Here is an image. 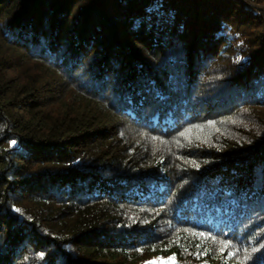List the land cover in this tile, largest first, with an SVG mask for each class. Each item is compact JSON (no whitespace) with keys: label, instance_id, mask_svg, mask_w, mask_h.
Instances as JSON below:
<instances>
[{"label":"trees","instance_id":"obj_1","mask_svg":"<svg viewBox=\"0 0 264 264\" xmlns=\"http://www.w3.org/2000/svg\"><path fill=\"white\" fill-rule=\"evenodd\" d=\"M173 256L264 264V0H0V264Z\"/></svg>","mask_w":264,"mask_h":264},{"label":"snow or ice","instance_id":"obj_2","mask_svg":"<svg viewBox=\"0 0 264 264\" xmlns=\"http://www.w3.org/2000/svg\"><path fill=\"white\" fill-rule=\"evenodd\" d=\"M190 131V130H188ZM181 135H184V133H181ZM12 143H15V141H13ZM17 211H19V209H17ZM187 231V230H185ZM189 235L195 239H202V240H213V242H217L216 241V238L213 237V236H210V235H206L204 232H199V233H189ZM179 237H177V241H179ZM177 241H173L174 243L177 242ZM219 243L221 244V247H220V252L221 253H224L228 248H230L232 245H231V242L229 241H226V240H221L219 241ZM197 248H200L201 247V244H197L196 245ZM185 251H187V248L184 249ZM207 249H204V251L202 253H198L197 255H206L207 254ZM229 255H235V253H229ZM146 264H155V262H146ZM164 264H175V256L173 257H169L168 258V261L164 262Z\"/></svg>","mask_w":264,"mask_h":264},{"label":"rangeland","instance_id":"obj_3","mask_svg":"<svg viewBox=\"0 0 264 264\" xmlns=\"http://www.w3.org/2000/svg\"><path fill=\"white\" fill-rule=\"evenodd\" d=\"M151 262H155V264H164V260L161 258H154L150 260Z\"/></svg>","mask_w":264,"mask_h":264},{"label":"built area","instance_id":"obj_4","mask_svg":"<svg viewBox=\"0 0 264 264\" xmlns=\"http://www.w3.org/2000/svg\"><path fill=\"white\" fill-rule=\"evenodd\" d=\"M249 3H254V0H247Z\"/></svg>","mask_w":264,"mask_h":264}]
</instances>
